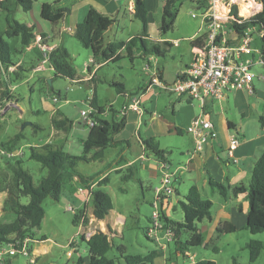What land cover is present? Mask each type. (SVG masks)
I'll use <instances>...</instances> for the list:
<instances>
[{
  "label": "rangeland",
  "instance_id": "obj_1",
  "mask_svg": "<svg viewBox=\"0 0 264 264\" xmlns=\"http://www.w3.org/2000/svg\"><path fill=\"white\" fill-rule=\"evenodd\" d=\"M55 1L36 0L35 2L37 3H34L31 11L24 13L22 10H17L14 12L13 18L19 23L33 26L34 33L38 34L37 37H40L39 34L41 32L46 31L51 35V31H54L55 38L53 41L58 45L63 44L68 49L70 62L76 70L78 78H83L87 76V72L83 69L85 62L90 63V51L84 48L70 31H67L66 27H74V18L68 16L69 8L64 19L56 25L48 24L39 16L38 2L51 4ZM142 1H144L148 12L146 33L149 40L151 42H156L158 39L170 42L179 40V47H167V51L164 54L157 56L160 66H163L165 84H171L178 72L181 54L186 55L189 53L192 39L201 35L204 31L198 17L200 10L197 9L196 3L190 0H182L181 3L177 2L174 6L176 19L173 28L167 34L161 35L159 33V25L165 0ZM245 1L244 3L243 0H240L239 4L242 2L248 4L252 0ZM256 1H258L256 3L260 7H257L254 13L262 9L260 0ZM62 3L71 5L74 0H61L58 5L61 6ZM125 3H120V5L124 4V6L104 35L106 42L125 41L143 35L142 23L135 18L131 11L126 9ZM192 14H196L197 17L193 18ZM246 14H249V12ZM247 16L250 17L252 14ZM62 27H65L64 32H62ZM5 28V13L0 11V34ZM59 31H61L60 34ZM61 38H63L62 44ZM3 39L10 45L11 60L16 64L9 68L10 73L15 72L18 65L25 72L21 73L20 79L12 81L8 85V92H10L9 101L6 96L2 95L5 87L0 88V151L3 150L1 145H6L20 135L19 139L14 142L13 151L9 152V154L6 151L7 154L4 155L0 153V178H10L9 167L5 164V161L19 158L22 159L23 168L31 174L34 184L37 185L45 177L46 169L42 168L39 163L29 159V149L50 142L70 155H82L81 142L87 137L88 127L83 123L81 112L87 110L89 101L93 96V88L90 82L73 83L66 78H55L47 63L44 64L45 69L43 71H33L31 68L39 64L41 60L39 50L36 47L29 50L23 49L18 38H7V36L3 35ZM256 43L260 44V39L256 38ZM133 52L134 58L132 61L127 57L125 51L120 50L116 54L114 62H107L98 68L96 78L101 79L102 82L96 84V96L98 105L102 109L108 110L109 107H112L117 112H121L120 100L117 99L115 89L110 86L111 83L123 85L128 93L135 96L143 93L141 92V87L148 81V70H144V66L147 63L140 49L135 48ZM252 71L260 73L264 72V69L261 66H255ZM49 80H51L50 83ZM255 86L258 90L264 91V83L256 82ZM152 91L157 97L156 109L159 119L171 118L172 105L169 102L175 95L158 88H153L150 92ZM196 104L197 101L194 102V105ZM147 105L148 102L141 96L140 107L142 113ZM54 112H58L59 118H67L72 122V126L68 131H58L59 133L56 137H53L54 128L52 125ZM121 117L122 115L119 114V118ZM105 118L108 121L113 119L111 115H106ZM119 118L114 117V119ZM141 123V130L149 125L146 113ZM259 125L262 127L261 123ZM171 132H174V130L172 129ZM159 141L162 149L168 153L170 171L177 174L176 168L182 167L186 159V150H183V147L191 149V153L195 150L192 134L186 131L176 136L174 133L171 135L164 134L159 137ZM116 149L107 151V159L103 165L107 162L110 163L109 161L117 157L116 154L120 146ZM151 158L149 163L155 164L156 159L153 156ZM158 162L155 170L135 165L132 170L133 175L126 179L125 176L128 175V172L125 168L119 172H111L109 174V181L103 188L111 196L113 210L103 223L94 219L93 215H91L92 205L90 202H86V192L78 191L77 193V187L70 186L73 181L65 183L58 202L53 201L51 198H46L43 201L44 218L40 227L32 230V236L28 244L29 249L33 247V249L37 250L32 256L34 262L31 263L30 257L21 254L14 256L2 254L0 255V264H3V262L7 264H73L80 256L84 259L88 258L87 246L82 241V235L87 237L97 231H102L109 236L111 248L107 252L106 257L112 259L114 264H126L123 255H146L156 250L159 248L158 245L146 233L152 225V213L155 210L153 205L157 201L155 190L161 186L162 173L158 169ZM103 165L99 162H79L77 170L84 175L94 176L95 179H98L101 175L98 173L103 171ZM173 178H171L169 186L174 190H178L179 195L177 196L175 192L168 194L162 203V207H165L164 212H168L170 220L180 222L182 220V212L177 202L184 200L188 190H182ZM249 179L243 183L247 184ZM198 189L203 199H208L212 202L211 213L214 215L222 201L221 196L209 185L205 188L202 187L201 181L198 182ZM3 201L1 200L0 202V220L10 222L14 219V215L11 213L4 215L2 210ZM26 202V199L22 200L23 204ZM85 203L87 204L84 205ZM158 209L161 211L160 201H158ZM81 211H83L84 216L88 220L87 224L85 225L82 222H78L76 225L73 224L74 215ZM118 217L123 220L116 225L114 231L110 229V226L105 225L106 221L113 224ZM202 222L207 226L209 225L207 220ZM200 226V223H198V228ZM43 237L45 238L44 240H42ZM186 237V234H184L182 239H186ZM204 239L203 246L189 249L196 261L208 260L214 262V264H234L233 260H235L237 264H264V231L251 234L246 229H238L233 233H225L218 232L214 228L210 236H208L207 232L204 233ZM251 240L259 241L263 246L260 256L254 262L249 261V250L246 246ZM171 248L169 246L164 252H167V260L170 255L169 250H172ZM162 257L163 255L159 257L157 262L161 263L164 261L165 264H169ZM172 261L181 264L183 259L181 256H175Z\"/></svg>",
  "mask_w": 264,
  "mask_h": 264
},
{
  "label": "trees",
  "instance_id": "obj_2",
  "mask_svg": "<svg viewBox=\"0 0 264 264\" xmlns=\"http://www.w3.org/2000/svg\"><path fill=\"white\" fill-rule=\"evenodd\" d=\"M35 1L0 0V11L5 13L6 21V28L0 34V88L5 87L2 95L6 96L8 101L10 99L8 85L12 81L20 79L21 73L25 72V70L18 65L15 72L10 73L9 68L16 64L11 60V47L3 39V35L7 36V38H18L23 49L34 43L38 36V34L34 33V27L19 23L13 18V14L17 10H22L24 13L31 11ZM60 1L56 0L51 4H41L40 18L50 25H56L61 22L68 13V9L58 7ZM181 1L165 0L159 25V33L161 35H165L172 30L176 19L174 6L177 2L181 3ZM260 2L262 9L242 22L237 27L238 31L241 32L249 26H256L259 31H264V0H260ZM205 6V1H200L196 4L197 9ZM232 10L234 14L237 13L236 6H233ZM133 14L142 23L143 35L141 36L130 38L127 41L106 42L104 35L112 26L114 19L93 8H90L83 21L76 25L73 36L84 48L90 51L92 62L95 63L98 61L114 62L116 54L120 50L125 51L127 57L132 61L135 48L140 49L143 58H148L151 55H162L161 46L170 47V45L167 41L159 43L158 41L151 42L149 40L146 33L148 12L144 1L135 0ZM39 36L42 42H46V33L41 32ZM191 45L192 47L200 46L201 38L192 40ZM260 49L264 55V34L260 38ZM49 64L55 78L62 77L70 81L79 79L76 70L70 62V53L64 45L54 47L49 55ZM110 86L115 89L116 94L125 93V88L121 84L111 83ZM89 106L95 112L96 125L89 129L87 137L81 142L82 155H70L52 143L29 149V159L39 163L42 168L46 169L45 177L37 185L34 184L31 174L23 168L22 159L17 158L5 161V164L9 167L10 178H0V193H6L2 210L4 215L6 213L13 214L14 219L10 222L0 220V247L15 241L21 242L26 237L31 238L32 230L40 227L45 215L42 206L43 201L46 198H51L53 201L58 202L64 184L71 182L73 179H76L79 185L89 190L94 219L98 221L104 220L113 209L111 196L103 188L108 183V178H103L97 182L95 188H91L90 186L95 179L94 176L80 174L77 167L79 162L91 163L103 159L105 150L115 144V136L124 129L125 116L122 115L119 119L113 118L111 121L102 119L100 117L102 107L98 105L95 95L90 99ZM55 115L52 117L53 128L59 131H68L72 126V122L67 118H59L58 112H55ZM19 137L20 135L6 145H1L2 151L6 154L13 151L14 142ZM144 146L145 150L157 161L169 163L168 153L159 148V144L154 138L144 140ZM128 177L131 176L126 175L125 179ZM208 185L215 189L223 199L230 196L236 198L239 195H244L248 209L243 229L248 230L251 234L264 231V151L256 158L247 184L241 183L230 188L214 181L208 174ZM23 199L27 200L25 204L22 203ZM177 204L182 212V220L180 222L172 221L162 213L163 222L166 226H170L175 233V239L170 245L172 250H169L168 262L175 258L176 253H183L190 248L203 246L205 239L198 229V223L204 220H211L212 215V202L202 198L196 185H192L184 196V200H179ZM82 218L83 224L86 225L88 220L83 216V211L74 215L73 224L76 225ZM216 231L233 233L237 230L233 225L223 223L216 228ZM184 234L187 236L186 239H182ZM44 239L43 237L42 240ZM82 241L87 246L88 258L85 260L80 256L73 264H114L112 259L106 257L107 252L111 248V242L106 233L97 231L88 239L82 237ZM246 246L249 250V261H256L263 249L262 243L251 240ZM159 256V252L153 250L146 255H123V258L126 264H155V259ZM233 262L237 264L235 260ZM3 264L7 263L3 262ZM194 264H214V262L198 260Z\"/></svg>",
  "mask_w": 264,
  "mask_h": 264
},
{
  "label": "crops",
  "instance_id": "obj_3",
  "mask_svg": "<svg viewBox=\"0 0 264 264\" xmlns=\"http://www.w3.org/2000/svg\"><path fill=\"white\" fill-rule=\"evenodd\" d=\"M190 1L197 4V2L203 0ZM235 1L238 3L239 7V0ZM121 2H126V9L128 11H131L132 13L134 12L135 0H74V3H71V5H65L62 3V5L58 7H65L67 9L69 8L70 11L68 16L74 18V27L66 28L67 31H70L73 34L76 25L80 23V20L83 21L90 8H93L107 16L112 17L113 19H116L121 11V8L124 6V4L120 5ZM36 3L37 2H35V4ZM41 4H43V2H38L39 13ZM64 31L65 27H62V32ZM60 32L61 31H59V34ZM44 33L47 34V44L54 47L58 46V44L53 41V39L55 38L54 31H51V35H49L46 31H44ZM194 39L195 38H193L192 40ZM163 40L164 39H158L156 41L161 43L163 42ZM167 42L171 46L170 41ZM62 43L63 38H61V44ZM167 47L169 46H161L163 54L167 51ZM34 48L35 43L30 45L29 47H25L26 50ZM193 49L194 47H192L191 45L189 53H187L186 55L181 54L179 60L180 66L172 83L176 80L178 74L191 63L193 58ZM89 55L90 63L85 62L83 69L87 72V76L83 78L79 77L77 81L71 82H90L91 87L93 88V95L96 96V84L102 82L101 79L96 78L98 68L109 61H98L97 63H95L92 62L91 54ZM145 59L146 63L150 65V69L147 72L148 81L144 84V86L141 87V92H143V90L145 91L150 82L149 75H152L155 71L159 74L161 81L165 83L163 66H160L159 60H157V56L151 55L150 57ZM34 68L32 69L33 71ZM255 83L254 87L257 91L253 96L238 91H232L227 92L225 97L220 101L207 102L205 110L211 114L212 123L210 138L200 153H191V149L189 150L188 147H183V150H186L185 163L182 167L176 168L175 171L178 173L173 178L176 183L180 185V188H182V190L187 191L192 185H196L198 187V182L200 181L202 182V187L205 188L208 185V174L213 178L214 181L222 183L225 186H229L230 188L235 185L241 184L245 182V180L250 178L256 158L262 151H264V91L258 90L255 86ZM257 83L263 84L264 81ZM153 88L157 89L156 86H153L150 90L142 93V98H145V100L148 102V105L146 107L147 109L144 107V112L141 114L132 110L126 113L125 127L118 135L115 136V144L105 150L102 160L96 161L103 165L107 159V151L109 149H116L118 146H120V149L116 154L117 157L114 160L109 161L110 163L107 162L105 165H103V171L98 173L101 174L100 177L98 179H94L93 183L90 186L91 188H95L97 182H99L103 178H108L111 172H119L123 168H125L128 172V176L133 175L132 170L135 165L141 168H150L152 170H155L157 168V160H155V164L149 163V161L152 159V156H150V154L145 150L144 140L154 138L158 142L159 148L165 151L161 147L159 137L163 136L164 134L171 135L173 133L175 136L181 135L184 131H186V128L190 124V122L195 117L200 115L201 108L198 102L196 105H194L195 101H192L187 96L177 97L172 95L174 98L169 102V104L172 105L171 118H164L160 120L156 109L158 102L157 97H155L156 95L153 93V91L150 92ZM124 92L125 93L123 94H116L118 97L117 99L120 100L121 107L128 104L130 102V98L135 96L131 93H128L126 90H124ZM145 113L148 115L149 125H147L145 129L141 130V121L144 118ZM53 114H55V112ZM119 114L120 113L117 112L114 108L109 107L108 110L102 109L100 117L105 120L106 115H111L112 118H119ZM259 123H261L263 128L259 125ZM172 129L174 130V132H171ZM58 131L59 130L56 131L55 129H53V137H56L58 135ZM88 132L89 129L87 128V133ZM231 135H236L239 138L240 142L233 153V157L230 159L228 158L226 151L229 146V138ZM168 165L170 166V163H168ZM72 181L73 182L70 183V186H76L77 193L78 191L82 193L84 191H88L86 187L78 185L76 179H73ZM174 192L177 196L179 195L178 190H174ZM5 198L6 193L3 192L2 195H0V202ZM165 199L166 196L161 198V213H164L167 218H170L168 212H164L165 207H162V203ZM86 202L89 203L90 199ZM87 203H85L84 205H86ZM247 209L248 204L244 198V195H239L236 198H233L231 196L226 199L222 198L218 210L216 211V213H214V215H211V220H208L209 225L207 226L206 224H204V222H201V226L198 229L202 233L203 237L204 233L206 232L208 236H210V234L213 232V229H216L223 223L233 225L236 230L243 229L247 219ZM104 220L100 222L103 223ZM122 220L123 219L121 217H118L116 220H114L113 224L106 221L105 225L110 226V229L114 231L116 225ZM91 235L92 234L88 235L87 237H85V235H82V237L88 239ZM156 250L160 254L159 257L163 255L162 258H165L166 262L168 263V260L166 259L167 252H161L159 248H157ZM30 251L33 255L37 252V250L33 249V247H30ZM159 257L155 259V264H165L164 261L161 263L157 262ZM85 260H87V258Z\"/></svg>",
  "mask_w": 264,
  "mask_h": 264
},
{
  "label": "built area",
  "instance_id": "obj_4",
  "mask_svg": "<svg viewBox=\"0 0 264 264\" xmlns=\"http://www.w3.org/2000/svg\"><path fill=\"white\" fill-rule=\"evenodd\" d=\"M205 5V7L199 8L200 13L198 14L204 31L195 37V39L201 38V45L194 47L191 63L178 74L176 80L171 84L162 82L159 74L155 71L149 75L150 82L145 89L147 91L156 86L159 90L168 91L177 97L187 96L199 103L200 115L195 117L186 128L187 133L192 134L194 138L195 150L193 153H200L210 138L212 123L211 114L205 110L207 102L220 101L227 92L232 91L253 96L255 94V81H264L263 72L255 73L252 71L255 66H261L264 69V55L260 45L256 43V38L260 39L264 31H259L256 26H249L241 32L237 30V27L249 18L247 15L252 14L253 16L256 13L252 11L242 16L235 0H206ZM233 6L237 7L236 14L233 13ZM192 17L195 18L197 15L192 14ZM34 43L41 54L40 63L35 66L34 71H43L46 63L52 70L49 64V55L54 46L42 42L41 37H36ZM170 43L171 46L177 47L179 40H173ZM149 69L150 65L147 63L144 70ZM145 91L143 90V92ZM142 95L131 97L130 102L121 107L120 115H125L131 110L141 114ZM54 100L57 101L56 98ZM94 113L89 105L86 111L81 112L83 123L88 129L96 125ZM239 142L240 140L236 135L230 136L226 151L228 158L233 157ZM0 153L6 154L4 151H0ZM158 169L162 173L161 186L155 190L157 201L153 205L155 210L152 213V225L146 234L158 245L161 252H165L173 243L175 233L170 226H166L163 222L162 213L158 209V201L161 202L162 197L174 192L169 184L176 173L171 172L168 163L165 162H158ZM84 192H86L87 201L90 199V192L89 190ZM79 222L83 223V218ZM29 241L30 238L26 237L21 242L8 243L4 245L5 247H0V255L21 254L30 257V261L33 263V254L28 245ZM175 256H181L183 259L181 264H194L196 262L194 255L189 250L176 253ZM169 264L178 263L170 261Z\"/></svg>",
  "mask_w": 264,
  "mask_h": 264
},
{
  "label": "bare ground",
  "instance_id": "obj_5",
  "mask_svg": "<svg viewBox=\"0 0 264 264\" xmlns=\"http://www.w3.org/2000/svg\"><path fill=\"white\" fill-rule=\"evenodd\" d=\"M243 1H245V0H243ZM239 5H240V9H239L240 10V14L242 16L247 15L246 13H248V12L250 13V12L254 11L257 7H260V5L258 3H254L253 1H250L248 4H244L242 2Z\"/></svg>",
  "mask_w": 264,
  "mask_h": 264
},
{
  "label": "water",
  "instance_id": "obj_6",
  "mask_svg": "<svg viewBox=\"0 0 264 264\" xmlns=\"http://www.w3.org/2000/svg\"><path fill=\"white\" fill-rule=\"evenodd\" d=\"M51 80H49V83H50Z\"/></svg>",
  "mask_w": 264,
  "mask_h": 264
}]
</instances>
